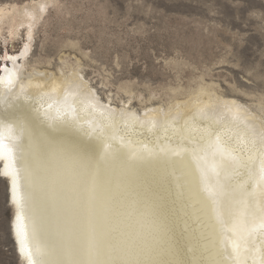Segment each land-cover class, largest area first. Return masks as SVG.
I'll return each mask as SVG.
<instances>
[{"label": "bare ground", "instance_id": "1", "mask_svg": "<svg viewBox=\"0 0 264 264\" xmlns=\"http://www.w3.org/2000/svg\"><path fill=\"white\" fill-rule=\"evenodd\" d=\"M39 8L23 15L31 32ZM11 11L0 16L23 14ZM30 51L0 71L13 81L0 84V178L20 261L77 264L91 241L112 264L145 253L157 264H264L262 107L203 85L167 107L116 106L72 65L26 70ZM177 145L186 150L170 155Z\"/></svg>", "mask_w": 264, "mask_h": 264}, {"label": "rangeland", "instance_id": "2", "mask_svg": "<svg viewBox=\"0 0 264 264\" xmlns=\"http://www.w3.org/2000/svg\"><path fill=\"white\" fill-rule=\"evenodd\" d=\"M35 7L31 32L22 20ZM9 11L23 14L0 16V71L30 42L26 70L72 65L116 106L167 107L203 85L264 112V0H0ZM12 216L0 178V264H24Z\"/></svg>", "mask_w": 264, "mask_h": 264}, {"label": "snow or ice", "instance_id": "3", "mask_svg": "<svg viewBox=\"0 0 264 264\" xmlns=\"http://www.w3.org/2000/svg\"><path fill=\"white\" fill-rule=\"evenodd\" d=\"M8 59H11V57H8ZM6 82V86L8 88H12L13 87V81L10 77V74L8 76V78L5 81L4 77H0V84H5ZM49 107H51V105H49ZM66 114L60 113L57 115L56 119L57 120H63L65 119ZM2 132H0V155L3 154L4 151V141L2 139ZM251 143L254 145L255 141L252 140ZM147 149V145L144 146ZM186 149H184L181 145H177L175 149H173L170 152V155L172 156H179L181 151H185ZM151 153L147 152V153H141V154H133V156H137V158L139 159H146L148 156H150ZM262 155H264V153H262ZM260 172H261V177L262 179H264V162H262L261 167H260ZM255 185L252 186H248L245 190L247 192H252L254 190ZM218 219H221L218 216ZM260 229H264V218L261 219L260 221V225H259ZM257 231L256 227H252L251 229H249L248 231V235L251 236L253 235L255 232ZM231 246L233 248V251L236 252L238 251V249L240 248V244L238 241L232 240L231 241ZM86 256L87 258L81 262H77V264H112L111 261L109 262H105L102 260H97L95 257L97 256V251L95 249V245L90 241L89 245L86 249ZM69 264H72V262H69ZM119 264H157V262L153 259H150L148 257V254L145 253V258L144 259H140L139 256H133L131 258H122L119 261Z\"/></svg>", "mask_w": 264, "mask_h": 264}]
</instances>
